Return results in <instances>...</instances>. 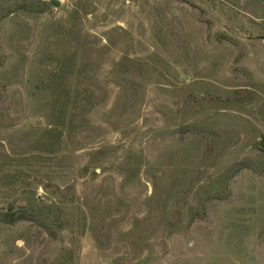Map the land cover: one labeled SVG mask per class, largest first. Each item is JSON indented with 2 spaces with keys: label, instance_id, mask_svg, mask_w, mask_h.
Masks as SVG:
<instances>
[{
  "label": "rangeland",
  "instance_id": "1",
  "mask_svg": "<svg viewBox=\"0 0 264 264\" xmlns=\"http://www.w3.org/2000/svg\"><path fill=\"white\" fill-rule=\"evenodd\" d=\"M51 1L0 0V264H264V0Z\"/></svg>",
  "mask_w": 264,
  "mask_h": 264
},
{
  "label": "water",
  "instance_id": "2",
  "mask_svg": "<svg viewBox=\"0 0 264 264\" xmlns=\"http://www.w3.org/2000/svg\"><path fill=\"white\" fill-rule=\"evenodd\" d=\"M52 5L56 8H59L60 7V2L58 0H52L51 1ZM261 146H262V149L264 151V140L261 141Z\"/></svg>",
  "mask_w": 264,
  "mask_h": 264
},
{
  "label": "trees",
  "instance_id": "3",
  "mask_svg": "<svg viewBox=\"0 0 264 264\" xmlns=\"http://www.w3.org/2000/svg\"><path fill=\"white\" fill-rule=\"evenodd\" d=\"M8 217L10 218V223H14L15 221H17V219L14 218V216H8Z\"/></svg>",
  "mask_w": 264,
  "mask_h": 264
}]
</instances>
